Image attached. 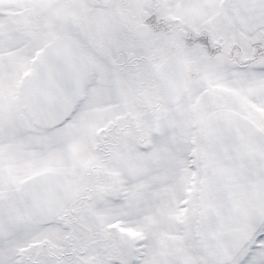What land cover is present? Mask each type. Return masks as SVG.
Masks as SVG:
<instances>
[{"label":"snow or ice","instance_id":"snow-or-ice-1","mask_svg":"<svg viewBox=\"0 0 264 264\" xmlns=\"http://www.w3.org/2000/svg\"><path fill=\"white\" fill-rule=\"evenodd\" d=\"M0 264H264V0H0Z\"/></svg>","mask_w":264,"mask_h":264}]
</instances>
